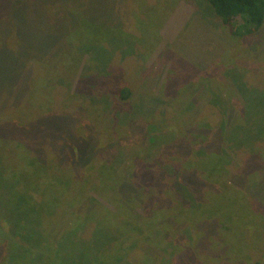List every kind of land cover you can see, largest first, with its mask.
I'll list each match as a JSON object with an SVG mask.
<instances>
[{"label": "rangeland", "instance_id": "1", "mask_svg": "<svg viewBox=\"0 0 264 264\" xmlns=\"http://www.w3.org/2000/svg\"><path fill=\"white\" fill-rule=\"evenodd\" d=\"M47 1V7L31 1L14 6L10 16L23 26V43L17 51L3 52L2 65L11 62V67L8 64L0 71L2 78L11 80L18 67L24 78L35 73L41 79L43 69H65V63L58 68L33 60L59 53L55 62L66 59L75 49L60 51L72 34L77 40L90 38L91 42L79 47L83 63L88 64L84 69L95 71L102 83L89 97L79 94L65 107L73 86L66 82L71 80V71L62 78H69L65 81L51 73V81L31 84V80L21 104L6 110V119L17 117L23 124L38 119L40 129L30 134L0 127V238L20 239L11 225L13 219L21 218V225L32 233L31 242L27 235L19 241L30 246L26 261L37 260L40 253L43 258L35 264H46V256L99 264L120 233L130 227V214L123 208L111 219L99 215L97 220L80 222L83 225L76 229L78 225L73 227L64 216L72 213L91 184L86 179L67 182L61 170L51 168L55 159H49L47 169L39 163L49 158L52 149L69 154L75 146L80 148L75 164L79 171L91 161L96 165L107 162L121 168L114 172L115 180L123 173L131 175L135 166L146 179L158 157H162L161 169L170 170L171 163L183 164L186 148H191L194 163L186 166L187 177L182 176L188 190H179L178 195L197 207L195 222L176 223L168 237L172 240L163 249L146 247L142 259L132 255L131 264H264V24L251 34H234L208 0ZM80 13L97 20L90 24L92 32L90 25L81 23L75 30ZM241 22L240 17L234 20L235 25ZM4 31L0 25V33ZM90 58L103 67H91ZM106 64L111 67L103 69ZM182 70L189 77L169 93L170 73ZM125 84L131 94L122 98L118 92ZM43 91L52 94V103H46ZM91 103L98 106L92 114L99 121H85V132L74 138L67 123L72 124ZM188 132L197 144L183 141ZM100 166H95L94 175ZM117 182H95L105 193V198L93 196L100 211L115 209L118 200L114 205L106 197L107 191L118 192ZM153 184L159 189L164 183ZM33 187L38 191L33 192ZM44 211L57 216L55 222L47 223L49 233L65 234L58 246L52 243L55 238L45 240L40 233ZM136 211L143 213L141 208ZM125 220L128 225L124 226ZM170 227L154 230L155 236ZM97 230L108 234L102 243L107 248L95 242ZM79 249H85L86 258L79 256ZM113 250L106 258L113 257Z\"/></svg>", "mask_w": 264, "mask_h": 264}, {"label": "trees", "instance_id": "2", "mask_svg": "<svg viewBox=\"0 0 264 264\" xmlns=\"http://www.w3.org/2000/svg\"><path fill=\"white\" fill-rule=\"evenodd\" d=\"M35 2L37 5L41 7H47L48 1L47 0H0V25L4 27L5 31L0 33V71L4 69V67L10 66L11 62H7V65H2V61L4 60L3 52L6 51H17L21 47L23 43V26L20 24L16 18H12L10 15L15 8L14 6L17 4H20L21 2ZM211 6L214 8V11L216 15L220 18L223 25L228 26L231 28L234 34L239 35V32L243 35L245 34H251L257 30H259L262 25L264 24V0H208ZM81 14V13H80ZM236 17H240L242 19V22L238 25L234 24V20ZM18 19V18H17ZM97 22V20L91 15L86 16L81 14L80 18L78 16V26L75 30L79 29L81 25L83 26H89L90 24H94ZM91 29L90 32H92V25H90ZM76 34V32L74 33ZM70 36V35H69ZM68 44L62 49V51H69L71 49H75V52L67 57L66 59H60L57 62H55L56 58H60L59 54L53 57H36L35 63H43V64H50L51 66H56L59 68L60 63L63 64L64 67H66L63 70L54 72L53 70H45L43 69L42 77L44 79H41L35 73L24 78L23 73L21 72L22 69L18 67L19 71H14L15 75L9 80V78H2L0 75V127L2 128H10V129H21L26 131L27 133L33 134L37 132L40 129V125L37 120H30L28 123L23 124L17 117H10L8 119L5 118L6 110L8 108H14L21 104L20 101H23L26 93L27 85H29V82L31 81V84L35 83V81L39 80H52L51 73L59 74L61 76L58 77V79H61L65 81L66 76H68L69 72L71 71L72 77L71 80H66V82H70L73 86L70 88V92L68 93L66 97V102L64 101L65 107H69L75 98L79 97V94L88 96L92 95L94 93V90L97 88V86L102 83V80L97 78V76L94 74L95 71L91 70H85L84 68H88V64L83 63V54L80 51V44L91 42L90 38H84V39H76L75 37L71 36L69 37ZM73 42H75L73 45L70 46ZM79 45V46H77ZM113 57L110 56L109 62ZM91 62V67H103L98 66V60L89 59ZM87 60V63L89 62ZM89 62V63H90ZM15 63V62H14ZM94 64V65H93ZM118 66H121L119 64ZM105 67H111L107 64L104 66L103 69H106ZM171 70H169L170 72ZM1 74V72H0ZM97 74V73H96ZM188 76L187 72L185 71H174L170 73V81L169 83V93H172L175 88H177L179 82L181 79H185V77ZM189 77V76H188ZM24 78V79H23ZM34 80V82H33ZM119 81V80H117ZM112 83H110V86ZM114 84H117L116 82ZM175 84L177 86L175 87ZM115 86V85H114ZM117 88V87H116ZM49 89H52V87H49ZM168 92V91H167ZM119 95L122 98H126L131 94V87L128 85H123L119 89ZM51 95V96H50ZM46 96V97H45ZM43 97L46 99V103H52L51 97L52 94L46 95V93L43 91ZM92 101V100H91ZM37 102H42L38 100ZM43 103V102H42ZM93 103V101H92ZM88 104V106L85 108V111L83 109V112L81 113V116L76 119L72 124H68V129L71 127V129L68 131V133H71L74 138L81 135L82 131L87 127V123L85 121H90L92 123H96L99 121V119H95L92 112L95 111V109L98 107L96 104ZM101 109V108H100ZM15 113V111L12 113ZM81 117L83 120H80ZM48 120H51L50 118ZM62 120V119H61ZM38 123V124H37ZM85 132V131H84ZM63 134H66V132H63ZM61 139V136H60ZM60 139H58V142L61 144ZM74 141V140H73ZM73 141L66 142L72 143ZM184 142L192 141L194 144H197L196 140L192 137H190V133L188 132L183 139ZM191 143V142H188ZM187 143V144H188ZM74 144V142H73ZM76 145V144H74ZM78 146V145H76ZM79 149L78 147L73 146L71 150H69V154L65 153L64 151H59L56 149H52L54 151H49V158L45 161L39 163V167L43 168H49L47 164H49V159H55L56 163H52L54 165L53 168H58L66 175V181H80V180H88V182L91 184L88 187V191H86L85 195H82L79 200H77L75 203V207H72V213L67 217V215L64 216L66 218V222H69L70 218V225H73L76 229L80 227V222H87L89 219H98V216L101 215L104 217L103 219H111L113 216L121 213V210L123 208L125 209L126 214H130V221H129V228L127 231H123L121 234V237L117 239L114 243H112L113 250V257L106 258V255L110 252H112V249H109L107 254L105 253V256L99 261V264H124L127 262V264H131L133 261L132 255L134 253L138 255H134V258L136 259H142L143 251L146 247L148 249L156 250L157 248L163 249L164 244L166 242H170L172 239H169L168 237H171V230L176 227V223H182V224H190L193 225L195 222L193 220V213H196V208L193 207L189 203H185V201L180 200L178 192L179 190H183L185 193H187V185L185 181L183 180V177L185 173L187 172L186 166H188L191 162L194 163L190 158H193V153L195 150L191 148H186V155L183 158V164H172L171 162V169L166 167L165 169H161L162 165H160L159 159L162 157H158L156 160V163L153 165L150 169L147 170L148 176L146 175V179L143 177L142 169H137V167H134V171L131 175L126 176L125 173H123V176L119 180H115L114 176L116 177L117 174L114 172L117 170H121V168L116 169V166L112 163L104 162L99 168L98 172L93 174L95 171V162L91 161L90 163H87L84 165V168H82L81 171L76 169L75 164L77 162V156H79ZM135 151V150H134ZM210 150H206L205 153H210ZM216 152V151H214ZM218 152V151H217ZM54 155V156H53ZM134 155V154H133ZM215 155V154H214ZM135 156V155H134ZM136 157V156H135ZM217 157V156H215ZM132 161H135L134 158ZM35 162H37L35 160ZM165 162V161H163ZM169 162V161H168ZM38 163V162H37ZM153 163V162H152ZM43 164V165H41ZM130 165V163L128 164ZM127 165V166H128ZM156 165V166H155ZM45 166V167H44ZM151 166V164H149ZM84 169L86 170L85 172ZM127 167H125L124 170H126ZM173 170V171H172ZM186 171V172H185ZM171 172V173H170ZM197 174H199L197 172ZM187 177L186 175L184 176ZM99 181L100 183L108 182V181H115L116 184H119L118 192L107 191V197L106 199H110L114 203L118 200V203L115 205V209L105 208L104 211H100L97 206L95 205V201L93 196L96 194L97 196H100L101 198H105L103 194L104 192L100 191L99 185L95 183L96 181ZM174 182V185H171V182ZM153 181H162L164 184L162 188L156 189ZM93 182V183H92ZM115 188V187H114ZM170 188V190H169ZM33 192H37V188H32ZM149 192V193H148ZM188 204V205H187ZM113 205V207H114ZM187 205V206H185ZM179 206V207H177ZM187 207V212L185 213L183 209ZM127 208V209H126ZM141 208L142 214H137L136 209ZM170 213V214H169ZM52 214V215H51ZM112 214V215H111ZM181 214L182 216H179ZM111 215V216H110ZM170 215V217L168 216ZM42 219L43 216L41 215ZM57 216L53 214L52 212L46 213L44 211V219L41 224L40 233H42V237L46 240L52 237L51 239L55 238V240L52 241L53 245H57L61 238L65 234H62L64 232H61L62 235H51L49 233V230L47 229V223L55 222ZM183 218L184 221H181L180 219ZM16 219V220H15ZM12 220L11 230H15L16 235H20L22 238H26L27 235V241L31 242L30 234H32L30 231L27 230V227H23L21 225V218L20 220L18 218H15ZM20 222V223H19ZM80 223V224H79ZM125 226L126 220L122 222ZM127 224V225H128ZM173 226L170 228H164L161 236H155L156 230L160 232V230L164 226ZM75 229V230H76ZM153 229V230H152ZM176 229V228H175ZM155 230V231H154ZM37 232V231H35ZM68 232V231H67ZM74 232V231H72ZM68 232V233H72ZM13 234L12 232H10ZM69 235V234H68ZM12 237V236H10ZM33 237V235L31 236ZM58 237V238H56ZM95 242L99 244V248H107L103 243L105 239L108 237V234L104 233L102 230H97L95 233ZM13 240H9L6 237L0 238V256L2 257L0 259V264H35L34 262H37V260H41L43 258V254L37 256V260H29L26 256L27 253H31L29 250L30 246L25 244L20 245L21 238L12 237ZM22 238V239H23ZM158 240H160L158 242ZM51 241V240H50ZM124 241V243H123ZM17 249H15L16 246ZM58 246V245H57ZM39 248H42L39 246ZM11 250V251H10ZM79 256L82 258H86L85 249H79L78 250ZM46 264H81L82 262L76 263L69 261L68 259H64L62 261H55L54 258L47 257ZM44 260H46L44 258ZM259 264V263H255Z\"/></svg>", "mask_w": 264, "mask_h": 264}]
</instances>
